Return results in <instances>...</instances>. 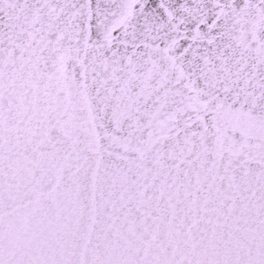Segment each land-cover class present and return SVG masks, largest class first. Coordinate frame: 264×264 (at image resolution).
<instances>
[{
	"label": "snow or ice",
	"instance_id": "snow-or-ice-1",
	"mask_svg": "<svg viewBox=\"0 0 264 264\" xmlns=\"http://www.w3.org/2000/svg\"><path fill=\"white\" fill-rule=\"evenodd\" d=\"M0 264H264V0H0Z\"/></svg>",
	"mask_w": 264,
	"mask_h": 264
}]
</instances>
